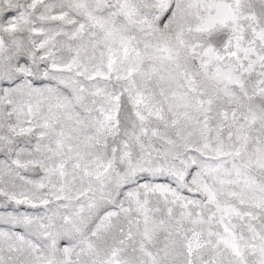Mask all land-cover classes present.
Here are the masks:
<instances>
[{"label": "snow or ice", "instance_id": "snow-or-ice-1", "mask_svg": "<svg viewBox=\"0 0 264 264\" xmlns=\"http://www.w3.org/2000/svg\"><path fill=\"white\" fill-rule=\"evenodd\" d=\"M0 264H264V0H0Z\"/></svg>", "mask_w": 264, "mask_h": 264}]
</instances>
